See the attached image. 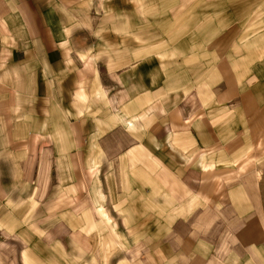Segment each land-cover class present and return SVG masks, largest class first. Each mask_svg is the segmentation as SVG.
I'll use <instances>...</instances> for the list:
<instances>
[{"label":"rangeland","instance_id":"1","mask_svg":"<svg viewBox=\"0 0 264 264\" xmlns=\"http://www.w3.org/2000/svg\"><path fill=\"white\" fill-rule=\"evenodd\" d=\"M69 6L67 43L83 65L77 118L92 132L95 208L76 210L83 200L68 169L60 161L53 168V156L45 155L51 179L44 199L36 197L37 183L27 191L31 200L0 203V264H180L177 244L186 235L206 242L212 264H220V241L193 224L216 209L197 201L164 116L174 106L218 108L215 71L224 55L264 83V73L251 66H264V0H72ZM113 140L122 147L118 169L106 151ZM255 172L235 192L234 220L244 237L221 258L224 264H264V160ZM63 227L88 243L59 232Z\"/></svg>","mask_w":264,"mask_h":264},{"label":"crops","instance_id":"2","mask_svg":"<svg viewBox=\"0 0 264 264\" xmlns=\"http://www.w3.org/2000/svg\"><path fill=\"white\" fill-rule=\"evenodd\" d=\"M70 2L0 0L1 204L31 200L27 191L37 183L36 197L43 200L51 177L49 163L42 166V160L51 154L56 161L53 168L58 161L64 164L75 196L83 200L76 210L95 208L90 193L92 132L87 121L77 118V88L81 85L77 67L82 64L67 43L72 40L68 17L74 19ZM257 62L251 65L252 73L263 74L264 66ZM239 67L227 55L218 60L215 110L207 107L195 112L174 106L164 116L171 150L180 154L197 201L208 211L216 209L198 215L193 224L220 241V264L228 250L241 246L244 237V232L238 234L244 230L239 231L234 220L235 192L242 191V179L257 171L264 160V83L251 81ZM190 98L198 101L200 94ZM106 148L118 169L121 144L113 140ZM59 232L72 234L84 245L87 242L67 227ZM19 244L25 250L28 247L25 242ZM177 253L180 264H212L208 244L191 235L177 244Z\"/></svg>","mask_w":264,"mask_h":264},{"label":"bare ground","instance_id":"3","mask_svg":"<svg viewBox=\"0 0 264 264\" xmlns=\"http://www.w3.org/2000/svg\"><path fill=\"white\" fill-rule=\"evenodd\" d=\"M39 188V187H38ZM41 191V190H40ZM264 230V229H263Z\"/></svg>","mask_w":264,"mask_h":264}]
</instances>
